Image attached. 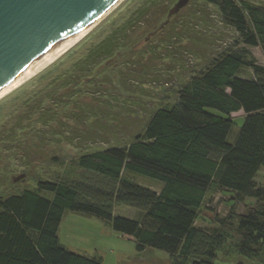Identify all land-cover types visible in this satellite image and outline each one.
<instances>
[{"label":"trees","instance_id":"obj_1","mask_svg":"<svg viewBox=\"0 0 264 264\" xmlns=\"http://www.w3.org/2000/svg\"><path fill=\"white\" fill-rule=\"evenodd\" d=\"M206 1L217 8L243 43L260 47L264 55L262 3ZM171 8L158 26L152 27L154 22L146 18L137 30L134 11L117 28L120 39L117 33L104 38L73 64L58 91L50 83L0 125V147L21 142L27 149L19 157L28 158L27 162H37L42 151L50 148L51 141L43 140L41 132L54 128L59 129L55 134L72 133V147L79 150L74 153L73 173L36 179L33 188L0 190V264H102L97 256L69 251L59 243L58 226L68 211L110 221L116 232L133 237L137 251L160 249L170 264H220L218 253L225 255L228 247L264 264V184L255 181L264 169V66L251 64L253 78H244L238 72L248 64L240 55L233 52L215 58L179 88L173 105L157 107L141 129L129 131L131 139L123 145L86 151L74 142L82 139V129L65 124L82 120L83 125L94 107L105 106L103 90L117 85L114 81L118 79L96 82L94 68L133 52L142 33H147L146 43L162 31L183 7L168 16ZM98 51L103 52L99 58ZM134 62L127 61L123 69L130 63L134 67ZM82 84L90 88L82 92ZM60 104L65 106L64 120L54 108ZM238 110L244 112L243 123L229 142L230 113ZM23 123H30L24 128L30 127L26 130L30 138L21 130ZM51 149L47 152L51 164L61 163L57 151ZM124 172L157 179L162 186L152 190L125 177ZM10 182L15 184L14 176ZM216 189L229 192L233 200L253 199L254 205L236 215L235 221L220 220L210 229L195 226L204 198ZM119 204L135 208L139 218L114 215V205Z\"/></svg>","mask_w":264,"mask_h":264},{"label":"rangeland","instance_id":"obj_2","mask_svg":"<svg viewBox=\"0 0 264 264\" xmlns=\"http://www.w3.org/2000/svg\"><path fill=\"white\" fill-rule=\"evenodd\" d=\"M170 1L121 0L105 12L94 26L52 64L0 99V125L16 108L21 107L24 101L31 100L50 83H55L53 87L58 91L62 86V79L71 73L73 64L104 38L117 33L120 39L122 33H118L117 28L134 11L137 10L135 30L139 26L143 27L146 18L154 22L152 27L154 25L156 27L165 20L167 10L177 0L174 3ZM247 1L264 5V0ZM146 37L147 33H142L139 39H135L133 52L123 53L108 63H102L103 66L101 64L94 68L93 78L96 82H106L108 78L113 77L118 79L114 81L117 85L113 87L107 85L106 90H103L105 106L101 109L100 106L94 107L91 111L92 116L89 114L83 125H80L82 120L65 123L73 130L82 129V139L74 142L77 144L80 142L79 145L83 146V149L86 148V151L125 144L131 139L129 131L136 132L141 129L157 107L173 105L177 101L179 88L192 75L209 67L219 56L233 52L240 55L248 64L238 72V75L244 78H253L251 64L264 66V55L260 47L243 43L234 28L222 18L217 8L206 0H189L162 31L148 37L144 43ZM102 53L98 51L97 58L101 57ZM127 61H135L134 67L130 63L127 69H123ZM80 86L82 92L90 88L86 84ZM103 93L101 92L100 95ZM54 108L61 111V119L64 120L62 112L65 106L60 104ZM207 110L222 115L216 109ZM76 117L78 118V115ZM230 117L233 124L227 140L232 142L243 123L244 112L243 110L232 112ZM29 124L23 123L21 128L28 135L27 138L31 137L28 132L26 133L30 127L24 128ZM84 126L86 132H83ZM50 130L51 132H41L43 140L49 138L51 143L46 152L42 151V157L37 162L33 160L27 162L28 158L19 157L21 156L19 154L27 149V146L21 142H11L0 147V163L4 159L2 162L4 165L0 167L2 192L23 187L33 188L36 179H54L64 173L74 172L73 157L79 150L72 147V133L55 134L56 130L59 131L58 128ZM17 133L20 134L19 131ZM48 149L57 151L62 162L51 164ZM13 153L18 154V157L12 155ZM25 163H28L27 168ZM21 173L24 176L15 180V184H11V177ZM123 175L155 191H159L162 186L159 180L142 174L124 172ZM255 181L264 184L263 168L258 171ZM3 185L6 188H3ZM252 205H254L253 199L233 200L229 192L216 189L204 198L194 224L200 228L210 229L218 226L220 220L235 221L236 215L244 214ZM113 214L139 218L135 208L121 204L114 205ZM57 236L59 243L69 251L86 256H97L102 264H170L166 252L154 247L137 251L132 236L116 232L110 221L93 215L71 211L64 213L58 226ZM217 261L220 264H262L233 252L230 247L225 255L218 253Z\"/></svg>","mask_w":264,"mask_h":264},{"label":"water","instance_id":"obj_3","mask_svg":"<svg viewBox=\"0 0 264 264\" xmlns=\"http://www.w3.org/2000/svg\"><path fill=\"white\" fill-rule=\"evenodd\" d=\"M119 0H0V91L40 64ZM189 0H177L168 16ZM21 173L14 177H23Z\"/></svg>","mask_w":264,"mask_h":264},{"label":"bare ground","instance_id":"obj_4","mask_svg":"<svg viewBox=\"0 0 264 264\" xmlns=\"http://www.w3.org/2000/svg\"><path fill=\"white\" fill-rule=\"evenodd\" d=\"M121 0H119L116 4H118ZM115 4V5H116ZM114 5V6H115ZM113 6V7H114ZM105 14V13H104ZM102 16V15H101ZM101 16L96 19L92 24L87 26L85 29L80 31L77 35H75L72 39H70L68 42H66L63 46H61L58 50H56L54 53H52L49 57H47L45 60H43L40 64H38L36 67L31 69L29 72L21 76L19 79L11 83L9 86L4 88L0 91V99L4 96H7L10 92H12L14 89H17V87L23 85L28 80L36 76L42 69L48 67V65L52 64L57 58H59L62 53H64L70 46H72L78 38H80L85 32H87L92 26L96 24V22L101 18Z\"/></svg>","mask_w":264,"mask_h":264}]
</instances>
